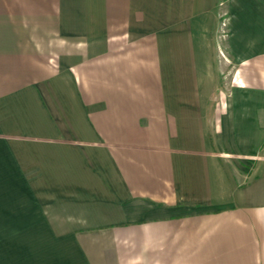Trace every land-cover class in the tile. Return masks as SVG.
I'll list each match as a JSON object with an SVG mask.
<instances>
[{
	"label": "crops",
	"instance_id": "1",
	"mask_svg": "<svg viewBox=\"0 0 264 264\" xmlns=\"http://www.w3.org/2000/svg\"><path fill=\"white\" fill-rule=\"evenodd\" d=\"M0 264H264V0H0Z\"/></svg>",
	"mask_w": 264,
	"mask_h": 264
},
{
	"label": "rangeland",
	"instance_id": "2",
	"mask_svg": "<svg viewBox=\"0 0 264 264\" xmlns=\"http://www.w3.org/2000/svg\"><path fill=\"white\" fill-rule=\"evenodd\" d=\"M223 7H224V9H225V5H223ZM226 16V14H224L223 15V17H222V21H225V19H224V17ZM228 32H230L226 27L223 29V32H222V34L223 35H226ZM233 68H232V65L230 66L229 65V72H231V70H232Z\"/></svg>",
	"mask_w": 264,
	"mask_h": 264
}]
</instances>
